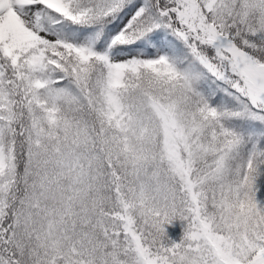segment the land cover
Listing matches in <instances>:
<instances>
[{"label":"snow or ice","instance_id":"snow-or-ice-1","mask_svg":"<svg viewBox=\"0 0 264 264\" xmlns=\"http://www.w3.org/2000/svg\"><path fill=\"white\" fill-rule=\"evenodd\" d=\"M0 264H264V0H0Z\"/></svg>","mask_w":264,"mask_h":264}]
</instances>
